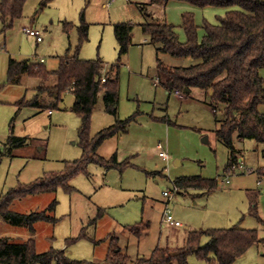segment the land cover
Listing matches in <instances>:
<instances>
[{"label": "rangeland", "instance_id": "1", "mask_svg": "<svg viewBox=\"0 0 264 264\" xmlns=\"http://www.w3.org/2000/svg\"><path fill=\"white\" fill-rule=\"evenodd\" d=\"M43 2L28 0L23 17L16 20L11 29L5 28L0 11V145L11 134L28 138L30 143L18 152L17 158L0 159V201L5 192L19 183H32L45 173L61 172L65 168L64 161H75L83 155L78 131L81 120L71 111L77 102L73 94H65L57 107H54L55 99L46 94L41 99L42 108L19 110L16 102L22 98L33 99L41 86L40 79L30 76L20 84H8L11 58L43 63L48 70L56 71L59 58L65 56L69 48L70 54L75 55L83 12L90 31L89 41L79 52L80 58L87 61L100 58L106 68L119 59L115 25L122 22L135 25L129 54L119 66V115L122 120L134 117V121L129 125V133L109 139L99 151L106 159L114 154L121 160L129 159L134 167L121 173L117 169L106 171L94 164L88 169L89 176L79 174L71 182L76 190L72 194L60 190L16 201L11 210L31 214L45 211L57 200L54 213L57 222L37 223L32 237L26 227L0 220V239L24 243L33 238L39 253L55 249L65 251L73 260L94 264H106L113 238L118 239L123 254L131 256L129 264H134L138 258H150L157 247L183 248L187 243L184 240L186 227L205 230L238 225L257 229L264 240V222L256 220L257 211L249 195L251 189L261 194L258 208L260 219L264 221V179L257 185L254 173L264 168V144L251 139L240 140L236 135L234 142L246 161L241 162L242 158L237 156L233 162L227 147L216 137L218 125L208 92L194 89L182 100L175 92L168 96L162 85L154 83L159 75L158 56L166 67L173 68L189 67L194 61L163 53L157 55L160 45L150 43L141 29L144 23H171L184 43L187 40L182 28L184 13L194 14L202 39L205 22L219 24L220 18L238 8H201L171 1L162 11L158 6L152 9L149 6L151 18L141 9L146 0H54L44 7ZM64 21L76 25L69 35L64 31ZM29 29L38 31L44 42L38 43L36 38L28 36L25 30ZM261 76L264 78V69ZM50 82L54 84L55 79ZM259 111L264 114V106ZM224 117L219 111L218 118L223 120ZM165 118L170 124L163 121ZM114 123L115 117L106 113L101 92L93 112L92 135ZM159 143L164 146L169 161L159 156ZM227 168L233 170L228 172ZM188 176L218 180L217 191L209 196L199 190L180 189L169 201L165 193L173 192L174 181ZM168 207L183 224L182 228L175 229L164 220ZM100 210L103 215L98 217ZM142 222L149 224V228L139 240L126 228ZM83 230L88 239L81 238L68 247L67 239L79 237ZM208 240L205 237L203 245ZM188 262L206 264L195 256H190ZM234 264H264V246H253Z\"/></svg>", "mask_w": 264, "mask_h": 264}, {"label": "trees", "instance_id": "2", "mask_svg": "<svg viewBox=\"0 0 264 264\" xmlns=\"http://www.w3.org/2000/svg\"><path fill=\"white\" fill-rule=\"evenodd\" d=\"M54 0H44L43 7ZM176 1L192 4L196 7H237L230 10L220 23L212 25L205 22L204 37L200 39V28L192 13L182 16V28L187 40L182 43L176 32L175 25L154 21L141 25L143 34L150 38V43L158 44L157 55L163 53L178 59L191 58L194 64L189 67H166L162 60L157 59L160 85L169 92L198 89L213 92V112L218 129L216 137L223 143L231 160L237 158V135L240 140H255L264 144V114L259 111L264 106V78L261 72L264 69V0H151L149 5L142 4L141 9L149 17L148 7L158 5L167 7L168 3ZM28 0H1V19L6 29L13 28V23L23 17ZM79 44L75 55H71L69 48L65 56L59 58L56 71L48 70L46 65L31 60L10 59L8 65V84H20L25 77L40 79V87L33 99L27 101L22 98L16 102L20 109L24 107L42 108V97L48 95L56 101L57 107L67 93L74 95L77 101L71 111L79 116L81 125L78 128L80 147L83 155L75 161H64L65 168L61 172H48L32 183H19L3 194L0 201V220L12 226H24L32 237L36 233V224L39 222H57L54 213L58 205L54 200L45 211L31 214L16 213L11 210L12 205L24 198L56 193L60 190L72 194L75 188L71 182L84 174L89 176L91 165L103 167L106 171L117 169L121 173L128 167H134L131 161H118L114 154L106 159L99 154L102 145L110 138L128 133L129 125L134 117L122 120L119 115V66L129 52L132 45V34L135 25L131 22H122L114 27V34L118 42V62L108 68L102 59L87 61L80 58L82 46L89 41L90 25L85 21V13L80 17ZM64 23V31L69 35L76 25ZM165 80H162V77ZM106 77V83L101 80ZM55 79L52 84L51 79ZM103 92L106 113L115 117V123L108 128L92 135L91 125L93 112L98 103V97ZM223 112V120L218 113ZM163 121L170 124L167 118ZM29 139L15 137L13 134L0 145V159L4 156L17 158L19 151L29 146ZM42 151V150H41ZM1 161V160H0ZM231 168L226 171L230 172ZM260 179L264 178V168L256 171ZM174 185L180 189L206 190L207 193L216 191L218 180L200 176L178 178ZM255 207V206H254ZM100 210L99 216L103 214ZM259 221V216L256 212ZM149 224L137 223L127 226L126 229L139 240L142 239ZM185 247L174 248L157 247L150 258H138L134 264H189L190 256H195L206 264H234L238 258L245 255L253 246L262 244L257 229H244L236 226L230 229L193 230L188 234ZM209 240L203 245V240ZM81 238L88 239L85 230L77 238H68L67 246L76 244ZM113 238L111 248L107 254L106 264H129L131 256L123 254ZM0 264H94L87 261H76L66 255L65 251L50 249L45 253L36 250V241L31 238L28 242L13 243L8 238L0 239Z\"/></svg>", "mask_w": 264, "mask_h": 264}, {"label": "built area", "instance_id": "3", "mask_svg": "<svg viewBox=\"0 0 264 264\" xmlns=\"http://www.w3.org/2000/svg\"><path fill=\"white\" fill-rule=\"evenodd\" d=\"M25 32H26V34L28 36L30 35L31 37L36 38L39 43H41V42L44 41V39L42 38L41 34L38 31H36V30L29 29V30H25ZM106 81H107L106 77H103L102 80H101L102 83H106ZM154 83H155V85H160L161 84L159 75H157V78H156V80H155ZM174 92L176 93V95L178 97H180L182 99H185L186 94L184 92H182L180 90H176ZM158 149L160 150L159 156L163 160L169 161L170 157L164 151V146L159 143L158 144ZM226 183H228V184L230 183V181H229L228 178L226 179ZM179 190H180V188L177 187L176 185H174L173 192H166L165 193V196L168 197L169 198V201H170L174 194H178L180 192ZM164 220L166 222H168L171 225V227H173V228L174 227H181V226H183V224L181 222H179L178 220L175 219V217L173 216V214H172L171 210L169 209V207L167 208V210H166V212L164 214Z\"/></svg>", "mask_w": 264, "mask_h": 264}, {"label": "crops", "instance_id": "4", "mask_svg": "<svg viewBox=\"0 0 264 264\" xmlns=\"http://www.w3.org/2000/svg\"><path fill=\"white\" fill-rule=\"evenodd\" d=\"M150 2H151V0H146V4H150ZM145 4V5H146ZM108 5H109V3H108ZM155 6H158V5H152V6H150V8L152 9L153 7H155ZM162 7L163 6H158V8H160V10L162 11ZM150 8L148 7V12L152 15V13H151V11H150ZM45 40V39H44ZM44 42V41H43ZM43 42H41V43H43ZM39 43V42H38ZM129 54V53H128ZM127 54V55H128ZM126 55V56H127ZM125 56V57H126ZM60 57V56H59ZM84 60V59H83ZM106 65V64H105ZM108 68V67H107ZM109 69V68H108ZM119 72H120V69L118 70ZM118 78H119V75H118ZM152 80V79H151ZM156 86H159V85H156ZM163 86V85H162ZM163 88L165 89V91H166V94L168 95V96H170V94H172L171 92H169L164 86H163ZM192 91V90H191ZM190 91V92H191ZM189 92V93H190ZM208 94L211 96V92H208ZM187 96V95H186ZM185 96V99L186 98H188V97H186ZM182 99V98H181ZM182 100H184V99H182ZM119 107H120V105H119ZM120 118H121V116H120ZM111 126V125H110ZM108 128V127H107ZM129 133V132H128ZM125 134H127V133H125ZM125 134H122V135H119V136H116V137H122V136H124ZM12 135V134H11ZM113 138H115V137H113ZM110 139H112V138H110ZM8 140V139H7ZM236 149H237V151H238V153H237V156L239 157L240 156V158H242V160H241V162H245L246 161V158H244V157H242L241 155H240V153H241V151L236 147ZM117 155V158H118V161H123V160H125V159H123V160H121L119 157H118V154H116ZM162 159V158H161ZM163 160V159H162ZM166 161V160H165ZM125 162V161H124ZM233 169H231V171H232ZM250 173H252V171H250ZM254 173H256V172H254ZM253 174V173H252ZM256 175H257V185H260V182L264 179H260L259 178V176H258V173H256ZM189 190H194V189H189ZM199 191H202V192H204L205 194H207V195H212L213 193H215L216 191H214V192H212V193H207L206 192V190H199ZM249 195L251 196V198H252V200H251V203L253 204V206H255V208H256V211H257V215L259 216V204H258V201H259V198H260V195H259V193L257 192V190L256 189H251L250 190V193H249ZM259 218H260V216H259ZM256 220H258L257 219V217H256ZM261 220V219H260ZM244 220H243V218H241L240 219V222H243ZM261 222V221H260ZM262 222H264L263 220H262ZM183 226H181V227H174L175 229H179V228H182ZM210 228V227H209ZM185 230L187 231L186 233H185V238H184V240H185V242H187V239H188V234H189V232L190 231H193L192 230V228L191 227H186L185 228ZM251 230V229H250ZM255 246H257V245H255ZM170 248V247H169ZM172 249V248H171ZM246 255V254H245ZM244 256V255H243ZM239 259V258H238Z\"/></svg>", "mask_w": 264, "mask_h": 264}, {"label": "water", "instance_id": "5", "mask_svg": "<svg viewBox=\"0 0 264 264\" xmlns=\"http://www.w3.org/2000/svg\"><path fill=\"white\" fill-rule=\"evenodd\" d=\"M184 93H185V94L189 93V90H186ZM212 94H213V92H211V95H212Z\"/></svg>", "mask_w": 264, "mask_h": 264}]
</instances>
